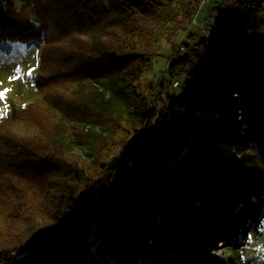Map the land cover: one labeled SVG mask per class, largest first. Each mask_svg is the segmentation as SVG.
I'll list each match as a JSON object with an SVG mask.
<instances>
[{
	"label": "trees",
	"instance_id": "1",
	"mask_svg": "<svg viewBox=\"0 0 264 264\" xmlns=\"http://www.w3.org/2000/svg\"><path fill=\"white\" fill-rule=\"evenodd\" d=\"M20 1L0 0V40L38 47L58 118L35 140L0 132V264H228L221 246L239 257L250 228L264 241V0H209L200 36L202 0ZM63 83L125 133L98 174L73 164L51 181L26 161L81 155Z\"/></svg>",
	"mask_w": 264,
	"mask_h": 264
},
{
	"label": "rangeland",
	"instance_id": "2",
	"mask_svg": "<svg viewBox=\"0 0 264 264\" xmlns=\"http://www.w3.org/2000/svg\"><path fill=\"white\" fill-rule=\"evenodd\" d=\"M159 1L168 2L170 0ZM20 4V0H15L17 9L20 8ZM201 6L202 9L199 11L197 22L193 20V25L190 28L198 36L206 33L203 19H206L208 16L209 0H202ZM187 32L188 30L178 33L175 39V46L178 50H182L181 42L186 39ZM171 51L172 46L165 43L161 55L154 62L152 73L158 76L157 81L161 79L159 77L160 72L165 69ZM38 62L39 49L34 43L19 40H0V92H3L5 89L9 90L4 97H0V120L12 111L20 112L29 105H33L29 115L16 121L3 124L0 122L1 134L10 133L11 131L17 133V135L24 136L26 139L35 140L38 132L45 130L51 132L54 130L53 124L56 123V119L58 118L57 113L54 109L49 108L47 102L43 101L42 95L35 86V73ZM29 68L35 70L32 76L27 75ZM17 69L20 71L18 72ZM12 77H16V79H12ZM85 82L87 87L84 91L85 98L83 99L85 101L87 97L90 100H94L92 96L94 94L98 96V93L89 84L87 78ZM175 82L176 80L173 81V85H176ZM68 84L63 83L55 92L65 94L63 97L64 102L60 101L62 106L60 105L59 110H62L67 116L64 126L69 133V138H72L79 144L78 149L81 155L71 158L62 156L59 161L55 162L56 165L53 164L52 159L45 163L39 159V155L36 157L27 156L26 161L30 162L31 167H29L33 171L39 169L46 176L52 174L54 179H51V181L57 180L60 174L65 171V167L72 166L73 164L78 166V168L80 165L88 174H98L100 172L97 168L99 162L113 156L118 146V139L122 135L124 136L125 133L120 126L119 130L116 128L109 113L99 115L98 112H95L94 108L87 106V103L83 102L81 98L73 95L70 87L71 84L69 86ZM63 103L65 104L63 105ZM101 124L106 127L104 133L102 135L94 133L93 130L98 132L102 129L100 127ZM110 125L112 126L111 128ZM86 141L88 144L84 145L83 142ZM89 152L93 154V158H91ZM0 227L3 228L1 223ZM250 229L248 231V238L251 236V239H249L250 241L247 244L244 243V245L239 246V257L234 250L226 246H221L215 253L225 259L228 264H264V241L258 242L255 235L250 232Z\"/></svg>",
	"mask_w": 264,
	"mask_h": 264
},
{
	"label": "snow or ice",
	"instance_id": "3",
	"mask_svg": "<svg viewBox=\"0 0 264 264\" xmlns=\"http://www.w3.org/2000/svg\"><path fill=\"white\" fill-rule=\"evenodd\" d=\"M17 71L19 72L20 70L19 69H17ZM34 69H32V68H29L28 69V72H27V75L28 76H32L33 74H34ZM12 79H16V77H12ZM9 90L8 89H5L3 92H0V97H4L5 96V94L8 92ZM255 198L253 197V200H254ZM238 207H243V205L241 204V205H239ZM249 239H251V236H249Z\"/></svg>",
	"mask_w": 264,
	"mask_h": 264
},
{
	"label": "built area",
	"instance_id": "4",
	"mask_svg": "<svg viewBox=\"0 0 264 264\" xmlns=\"http://www.w3.org/2000/svg\"><path fill=\"white\" fill-rule=\"evenodd\" d=\"M178 82H175V84H177Z\"/></svg>",
	"mask_w": 264,
	"mask_h": 264
}]
</instances>
